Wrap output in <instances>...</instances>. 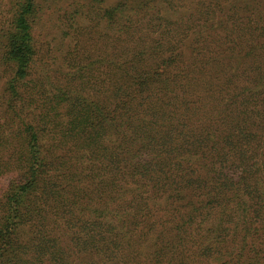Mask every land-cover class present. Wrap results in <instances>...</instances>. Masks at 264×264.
Wrapping results in <instances>:
<instances>
[{
    "label": "trees",
    "instance_id": "1",
    "mask_svg": "<svg viewBox=\"0 0 264 264\" xmlns=\"http://www.w3.org/2000/svg\"><path fill=\"white\" fill-rule=\"evenodd\" d=\"M12 6L0 264H264V0H91L41 79Z\"/></svg>",
    "mask_w": 264,
    "mask_h": 264
},
{
    "label": "rangeland",
    "instance_id": "2",
    "mask_svg": "<svg viewBox=\"0 0 264 264\" xmlns=\"http://www.w3.org/2000/svg\"><path fill=\"white\" fill-rule=\"evenodd\" d=\"M34 1L37 12L33 36L37 57L32 74L35 79H41L45 75H51L59 67L67 66L71 55L65 59L66 54L73 50L76 34L82 33L85 26L83 21L76 18L75 9L85 5L87 9L91 0ZM14 2L15 0H0V21L11 15ZM82 39L87 41V38ZM4 82L3 79L0 80V85Z\"/></svg>",
    "mask_w": 264,
    "mask_h": 264
}]
</instances>
